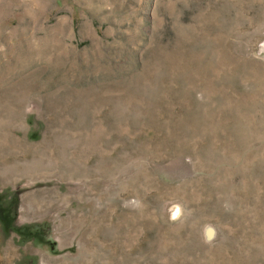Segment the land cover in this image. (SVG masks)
Masks as SVG:
<instances>
[{"label": "rangeland", "instance_id": "374dc122", "mask_svg": "<svg viewBox=\"0 0 264 264\" xmlns=\"http://www.w3.org/2000/svg\"><path fill=\"white\" fill-rule=\"evenodd\" d=\"M0 264H264V0H0Z\"/></svg>", "mask_w": 264, "mask_h": 264}]
</instances>
